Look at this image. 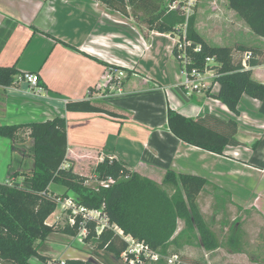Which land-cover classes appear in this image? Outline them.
<instances>
[{
  "label": "crops",
  "instance_id": "obj_1",
  "mask_svg": "<svg viewBox=\"0 0 264 264\" xmlns=\"http://www.w3.org/2000/svg\"><path fill=\"white\" fill-rule=\"evenodd\" d=\"M108 20L112 24L116 20L115 30L118 24H128L138 32L127 40L131 55L141 57L140 54L149 48L150 35L157 33L148 31L143 25L140 30L133 26L135 22L131 16L108 10L97 0H0V66H15L19 73H36L43 88L41 93H35L17 79L9 86L0 85V125L28 124L62 116L66 120L67 156L74 160L92 154L113 157L157 183H161L167 169L176 174L199 175L226 191L232 203L260 208L257 207L258 196L251 198L249 189L246 197L241 194L246 187L239 186L234 175L244 174L246 168L258 172L260 168L256 164L264 161V99H255L245 93L240 97L239 115L235 117L236 138L243 144L226 146L222 154H217L181 140L168 126V105L185 118L193 119L205 113L223 119L234 116L219 99L207 95V91H217L218 84L212 78L211 87L205 92L191 90L183 85L182 72L184 80L180 76L171 80L166 71L154 75L145 72L138 61L133 66L107 55L104 48L109 44V37L114 36ZM118 45L126 47L123 43ZM110 63L125 66L127 71L133 69L120 92L115 91L114 86L104 90L108 80L106 68ZM252 77L264 83L260 78L264 77V64L252 69ZM133 78L137 81L127 85ZM178 86L181 94L173 89ZM81 99L100 101L105 111L65 109L66 101ZM22 135L19 141L6 138L10 141L8 145L23 151L25 147L21 146L26 142L31 145L27 150L31 156L33 141L27 130ZM10 156L8 168L13 160ZM24 160V157L18 159V165L25 163ZM156 170L162 174L158 179L154 177ZM232 178L236 180L232 182ZM219 248L205 251L216 252ZM96 250L105 251L117 260L106 250ZM227 250L233 253L228 247ZM62 258L85 259L69 253ZM207 261L211 264L209 258ZM223 261L218 263L223 264Z\"/></svg>",
  "mask_w": 264,
  "mask_h": 264
},
{
  "label": "trees",
  "instance_id": "obj_2",
  "mask_svg": "<svg viewBox=\"0 0 264 264\" xmlns=\"http://www.w3.org/2000/svg\"><path fill=\"white\" fill-rule=\"evenodd\" d=\"M97 1L108 10L131 16L148 31L170 35L178 33V40L171 52L180 62L186 57L187 71L192 68L203 70L207 66L205 58L214 59L215 63L210 68L214 70L213 82L218 84V88L212 93L207 91V95L219 99L234 116L223 119L216 114L205 113L191 119L168 109L167 123L177 137L217 154H222L226 146L243 144L236 138L238 124L235 117L239 115L238 102L242 94L264 99V83L252 77V69L264 64L261 48L241 42L232 46L209 44L195 28L194 11L185 15V7L180 0L172 8L163 5L165 0ZM169 2L175 3L176 0ZM228 6L254 34L264 38V0H228ZM182 39L189 44L179 50L177 44ZM196 47L199 49L194 50ZM247 51L252 56L248 60V67L244 68L241 60ZM18 74L21 73L15 66H0V85L13 84ZM103 105L100 101L89 99L69 100L65 102V109L104 112ZM26 130L34 147L31 173L23 175V180L29 186L17 185L10 180L0 181V257L6 264H31L28 261L30 256L42 262H59L58 259L39 253L27 238V235L44 238L52 232L73 236L83 233L84 242H91L96 249L106 250L120 259L128 243L114 229L115 226L121 229L123 235H131L161 255H165L171 245L176 254L179 249L191 244L206 251L221 246L197 203L199 193L207 184H211L204 177L176 174L167 169L161 183H157L129 169L117 159L104 156L94 168L96 176L101 181L108 177L115 181L108 186H89L85 183L88 178L86 175L74 171L71 164L65 166V162H68L65 117L56 115L52 119L28 124H1L0 136L22 140L21 134ZM20 174L13 173L15 176ZM50 183L62 185L64 193L61 195L74 194V200L87 210L99 211L98 217H84L82 213L72 214L69 210L70 215L62 224L48 223L47 218L55 211L60 200V194L49 189ZM166 186L173 188L172 193ZM9 212L20 215L22 226L17 225ZM69 218L73 221L70 222ZM178 219L184 222V227L179 231ZM237 239V234H230L225 239L227 246L234 249ZM63 264L97 263L90 258H71L64 259ZM149 264L166 263L159 259ZM172 264H207V261L181 253Z\"/></svg>",
  "mask_w": 264,
  "mask_h": 264
},
{
  "label": "rangeland",
  "instance_id": "obj_3",
  "mask_svg": "<svg viewBox=\"0 0 264 264\" xmlns=\"http://www.w3.org/2000/svg\"><path fill=\"white\" fill-rule=\"evenodd\" d=\"M180 1L185 7V15L194 11L196 17L195 28L209 44L232 46L235 43L243 41L245 43H251L253 46L260 47L264 52V40H261L264 38L254 34L241 17L234 10L229 8L228 0ZM177 2L176 0L175 3L170 4L169 0H165L163 5L172 8L173 5H177ZM114 21L116 22V20ZM107 22L108 25L113 27L114 33V36L109 37V44L104 48L107 55L124 60L131 63V65H133L135 61H138L143 66L145 72L153 73L154 75L160 73L159 71H166L169 79L176 80V77L180 76L181 80H184L180 71L181 62L178 61L171 52V46L176 43L179 36L178 33H174L173 35L164 33L150 35L149 48L146 50L144 49L145 52H142L140 54L141 57H139V55H131L127 49V47L130 46L127 40L132 38L135 32L138 33L132 30L135 28L133 27L131 29L128 24H118L116 26L117 30H115V22H113V24L110 20ZM133 26H137L140 30L142 29L140 23L135 22ZM183 33L184 30H182V34ZM118 43H123L126 47L118 45ZM259 69L260 67L257 68L256 71ZM132 70L133 69H131V71ZM131 71H127V67L121 66L120 64L110 63V66L106 68V72L111 76L108 78L107 86H104V90L106 89L107 91L108 88L106 87L108 86H114L113 89L120 92L123 88L125 79H127L126 75L131 74ZM260 78L264 80V77ZM210 80L211 78L209 77L204 79L203 82ZM136 81L137 80L133 78V80L131 79L128 81L127 85L131 86L133 82ZM179 88V86L173 87L175 91L180 93L181 89ZM201 89L204 92L207 90L206 87ZM101 94L104 95L105 93L103 92ZM168 108L171 109L169 105ZM86 133L87 135L90 134L89 132ZM22 134L21 137L23 138L24 136ZM8 143L10 144V141L6 139V137H0V181L10 180V182H14L17 185L29 186V183L23 180V175H30L31 173L32 163L30 161L32 160L30 159L31 156H28L27 153L31 145L26 142L23 143L21 147H25V150L21 151L19 148L9 147ZM12 143L18 146L21 145L14 141ZM10 148L11 150L13 148L15 149L11 151ZM8 156H10L11 159L13 158L9 168L7 162ZM23 157L26 160H24L25 163H21L20 166L17 160ZM67 157L68 162H65V166L71 164L74 171L86 175V177H88L85 182L87 185L95 187L100 184L101 179L97 178V174L94 171L96 164L101 161L102 156L100 154H92L91 156L81 159L77 158L78 160H74L69 156ZM256 165L260 168L258 172L246 168L244 169V174L240 173L241 175H234V177H236L237 182L240 183L238 184L239 186L242 184L246 187V190L243 193L241 192V194L246 197L245 194H247V190L249 189L251 191V198L254 195L258 196L259 201L257 207L260 208L257 209L253 205L240 207L230 201L226 191H222L217 188V186L211 185L212 183L207 184L197 197V203L206 223L218 237L221 246L216 252L207 253L202 247L191 244L179 249L178 254L183 253L194 258H204L206 261L209 258L211 264H219L218 262H222L223 260L225 264H254L255 262L264 264V161L263 163L260 161ZM14 172L22 174L15 176L13 175ZM161 175L162 174H160L158 170L154 173V177L156 178ZM235 180L232 178V182ZM165 188L172 193V187L166 186ZM49 189L54 193L60 194V201L69 196L76 199V196L72 193H68L65 196L61 195L64 193V187L60 184L50 183ZM9 215L17 222L18 226H22V220L19 214L9 212ZM69 215V209L62 207L61 204L58 203L55 211L47 218V222L62 224ZM183 227V220L178 219L177 231ZM20 231L24 230L20 229ZM230 234H237L238 237L235 242L237 244L233 247L234 249L231 248L233 253H229L227 250L228 246L226 240ZM82 237L83 233L73 236L61 232L49 233L45 235L44 238L27 235V238L32 241V247L39 253L49 255L58 260L63 259L62 257L69 253L70 255L83 258L89 256L90 259L94 260L97 264L99 263L96 260L101 261L102 264H126L123 258L115 260L107 255V253H104L105 251L96 250L93 243L84 242ZM174 251L171 245L163 256H170ZM161 259L164 263L168 264L166 258ZM28 261L31 264H50L48 262H42L32 256L28 258ZM150 262L151 261H146L143 264H149ZM0 263L6 264L1 257ZM207 264H209L208 261Z\"/></svg>",
  "mask_w": 264,
  "mask_h": 264
},
{
  "label": "built area",
  "instance_id": "obj_4",
  "mask_svg": "<svg viewBox=\"0 0 264 264\" xmlns=\"http://www.w3.org/2000/svg\"><path fill=\"white\" fill-rule=\"evenodd\" d=\"M174 7V5L172 6ZM178 40V39H177ZM189 44V42L185 41V39H182L181 41H178L177 47L178 49H182L185 47V45ZM199 48L196 47L194 50H198ZM252 53L250 51H247L243 54L241 63L244 68L248 67V60L251 58ZM187 62L186 57L181 62V72L185 77V80L183 82V85L185 87L194 90V89H201L203 87H206V89L209 88L212 82V78L214 77V70L210 68V65L215 63L214 59L211 57H206L205 62L206 65L203 70H199L196 68H192L190 71H187L185 68V64ZM110 74L107 75V78H110ZM211 78L210 81L203 82L204 79ZM15 79L18 81L25 82L29 87H31L35 93H41L43 88L39 84V77L36 73L33 72H23L21 74H18L15 76ZM234 154H238L237 152H234ZM115 181L114 178L108 177L105 180L100 181V184L103 186H108L109 184H113ZM59 204H61L62 207H65L69 210H71L72 214L76 213H82L84 217H98L99 211L97 210H87L84 206L78 204L72 197H66L62 201H58ZM70 222H72V218H69ZM114 229L123 236L125 241L128 243L127 249L122 252L121 259L123 258L124 262L126 264H143L146 261H157L161 258H166V261L168 264L174 263L178 259V254L173 253L170 256H163L157 251L150 248V246L142 241H137L134 239L131 235H123L120 228L117 226L114 227ZM64 259H61L57 263H50V264H63Z\"/></svg>",
  "mask_w": 264,
  "mask_h": 264
}]
</instances>
